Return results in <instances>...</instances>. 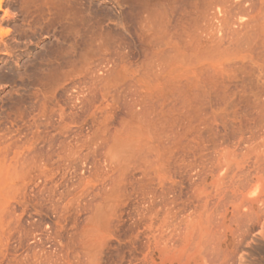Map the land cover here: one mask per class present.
<instances>
[{"label": "rangeland", "instance_id": "374dc122", "mask_svg": "<svg viewBox=\"0 0 264 264\" xmlns=\"http://www.w3.org/2000/svg\"><path fill=\"white\" fill-rule=\"evenodd\" d=\"M229 1L0 0V264H264V0Z\"/></svg>", "mask_w": 264, "mask_h": 264}, {"label": "bare ground", "instance_id": "6f19581e", "mask_svg": "<svg viewBox=\"0 0 264 264\" xmlns=\"http://www.w3.org/2000/svg\"><path fill=\"white\" fill-rule=\"evenodd\" d=\"M69 1V0H68ZM71 1V0H70ZM188 1H190V0H188ZM206 1H208L209 2V0H206ZM220 1V0H219ZM224 1H226V0H224ZM232 1V0H231ZM231 1H229V3H231ZM246 1H248V0H246ZM252 1V0H251ZM41 2V1H40ZM76 2V4H77V1H75ZM78 2H79V0H78ZM182 2H183V0H182ZM187 2V0H185V3ZM215 2V1H214ZM256 2V1H255ZM38 3V2H37ZM71 3V2H70ZM80 3V2H79ZM213 3V2H212ZM215 3H217V2H215ZM221 3V4H220ZM219 4L220 5H222V4H225V2L224 3H222V2H220ZM226 3H228V2H226ZM239 3H240V1H239ZM80 4H82V3H80ZM208 4H210V3H208ZM219 4H217V5H219ZM238 4V3H237ZM253 4V3H252ZM42 5V4H41ZM78 5V4H77ZM213 5H214V3H213ZM231 5L232 4H230V5H228L229 7H231ZM235 5V4H234ZM233 5V6H234ZM37 6V5H36ZM74 6V5H73ZM81 6H83V5H81ZM210 6V5H209ZM241 6H243V5H241ZM251 6V5H250ZM38 7V6H37ZM226 7H227V4H226ZM34 8L35 9H37L35 6H34ZM41 8H43V7H41ZM213 8V7H212ZM211 8V9H212ZM237 8H238V6H237ZM80 9H81V7H80ZM88 9H89V7H88ZM241 9V8H240ZM246 9V8H245ZM213 10V9H212ZM236 10V9H235ZM34 11V10H33ZM37 11V10H36ZM35 11V12H36ZM78 11V10H77ZM84 11V10H83ZM89 11V10H88ZM87 11V12H88ZM233 11V10H232ZM81 12V11H80ZM231 12V11H230ZM48 13V12H47ZM50 13V12H49ZM43 14V13H42ZM84 14V13H83ZM241 14V13H240ZM35 16V15H34ZM43 17H45V16H43ZM43 17H40V18H43ZM236 17V16H235ZM35 18V17H34ZM48 18V17H47ZM46 18V19H47ZM51 20V19H50ZM93 20V19H92ZM43 21H45V18H44V20ZM55 21V20H54ZM91 21V20H90ZM53 22V21H52ZM59 22V21H58ZM61 22V21H60ZM90 23V22H89ZM48 24V23H47ZM51 24V23H50ZM61 24V23H60ZM88 24V23H87ZM91 24V23H90ZM93 25V24H92ZM47 26V25H46ZM63 26V25H62ZM44 29V28H43ZM49 29H50V27H49ZM45 32V31H44ZM43 33V32H42ZM46 33V32H45ZM57 33V32H56ZM219 33V32H218ZM56 36V35H55ZM77 82H78V80H77ZM75 84V83H74ZM70 87V86H69ZM76 87V86H75ZM71 88V87H70ZM77 89V88H76ZM74 91H75V89H74ZM68 92H70V91H68ZM77 92V91H76ZM79 92V91H78ZM66 93V92H65ZM71 93V92H70ZM77 94V93H76ZM71 97V96H70ZM73 97V96H72ZM75 98V97H74ZM73 98V99H74ZM79 99V98H78ZM71 100V99H70ZM75 100H77V98L75 99ZM62 114V113H61ZM55 117V116H54ZM48 120V119H47ZM64 121V120H63ZM52 122H53V120H52ZM42 123V122H41ZM50 123V122H49ZM55 123H58V121L57 122H55ZM1 128V127H0ZM44 128H45V126H44ZM43 128V129H44ZM2 129V128H1ZM46 129V128H45ZM7 130V129H6ZM10 130V129H9ZM18 130H20V129H18ZM17 130V131H18ZM38 130V129H37ZM12 131V130H11ZM41 131V130H40ZM3 132H4V130H3ZM38 132V131H37ZM52 133V132H51ZM5 134V133H4ZM6 135V134H5ZM8 135V134H7ZM12 135V134H11ZM28 135V134H27ZM41 135V134H40ZM48 135V134H47ZM58 135V134H57ZM2 136H3V134H2ZM9 136V135H8ZM22 136V135H21ZM26 136V135H25ZM4 137V136H3ZM37 137V136H36ZM47 137V136H46ZM2 138V137H1ZM0 138V156H2L3 154L5 155V154H7L8 153V151L10 150V151H12L11 149H13L14 147L13 146H15L16 144H17V140L19 139V138H17L16 139V137H14L13 138V140H12V138H10V136H9V141H10V143L9 144H7L8 142H6V144L7 145H5V141H2V139L4 140L5 138H6V136L4 137V138H2L1 139ZM8 138V137H7ZM38 138V137H37ZM59 138V137H58ZM62 138V137H61ZM15 139V140H14ZM47 139V138H46ZM29 140V139H28ZM57 140V139H56ZM13 141V142H12ZM18 141H21V140H18ZM42 141V140H41ZM54 141V140H53ZM58 141V140H57ZM3 142H4V144H3ZM25 142H26V140H25ZM52 142V141H51ZM56 142V141H55ZM58 143H60V142H58ZM57 143V144H58ZM42 144V143H41ZM43 144H45L44 142H43ZM46 144H47V142H46ZM4 145V147H2ZM55 145V144H54ZM18 146V145H17ZM46 146V145H45ZM22 147V146H21ZM30 147V146H29ZM28 147V148H29ZM32 147V146H31ZM35 147V146H34ZM47 147V146H46ZM20 148V147H19ZM25 148V147H24ZM15 149V148H14ZM13 149V150H14ZM31 149H33V147L31 148ZM43 149L44 148H40V149H38V148H36V149H34V153L35 152H42L43 151ZM48 149H49V147H48ZM55 149V148H54ZM17 150V149H16ZM60 150V149H59ZM58 150V151H59ZM15 151V150H14ZM18 151H19V149H18ZM25 151V150H24ZM31 151V150H30ZM53 151V150H52ZM56 151V150H55ZM54 151V152H55ZM57 151V152H58ZM16 152V151H15ZM46 152H48V151H46ZM51 152V151H50ZM10 153V152H9ZM8 153V154H9ZM7 154V155H8ZM17 154V153H16ZM23 154V153H22ZM24 154H26V153H24ZM29 155H30V153H28ZM32 154V153H31ZM47 154H49V153H47ZM55 154V153H54ZM63 154V153H62ZM41 155V154H40ZM6 156V155H5ZM8 156H10V155H8ZM17 156H19V155H17ZM50 156V155H49ZM52 156V155H51ZM20 157H22V156H20ZM20 157H17V160H18V158L20 159ZM5 158V157H4ZM6 158H8L9 159V157H6ZM5 158V159H6ZM16 158V157H15ZM26 158H28V156L26 157ZM26 158H25V161H26ZM41 158V157H40ZM59 158H61V156L59 157ZM0 159H3V157L2 158H0ZM12 159V158H11ZM23 159H24V157H23ZM22 159V160H23ZM30 159V158H29ZM32 159V158H31ZM43 159V158H42ZM59 160V159H58ZM3 161V160H2ZM15 161H16V159H15ZM20 161V160H19ZM25 161H23V163L25 162ZM32 161V160H31ZM56 161V160H55ZM1 162V161H0ZM27 162H28V164H29V161L27 160ZM47 162H49V161H47ZM2 163V162H1ZM10 163H11V161H10ZM20 163V162H19ZM43 163V162H42ZM46 163V162H45ZM62 163V162H61ZM4 164H5V160H4ZM14 164V163H13ZM18 164V163H17ZM26 164V163H25ZM38 164V163H37ZM22 165V164H21ZM21 165H20V167H21ZM24 165V164H23ZM27 165V164H26ZM36 165V164H35ZM32 166V165H31ZM43 166V165H42ZM44 167V166H43ZM25 168V167H24ZM29 168V167H28ZM32 168V167H31ZM26 169H27V167H26ZM33 170V169H32ZM41 172V171H40ZM44 175V174H43ZM42 175V176H43ZM34 176V175H33ZM38 176V175H37ZM44 177V176H43ZM37 178V177H36ZM39 178V177H38ZM40 179H41V177H40ZM31 180V179H30ZM32 181V180H31ZM41 182V181H40ZM44 182V181H43ZM37 183V182H36ZM31 185V184H30ZM36 186V185H35ZM29 189V188H28ZM31 191V190H30ZM36 192H37V190H36ZM29 194H31V193H29Z\"/></svg>", "mask_w": 264, "mask_h": 264}]
</instances>
